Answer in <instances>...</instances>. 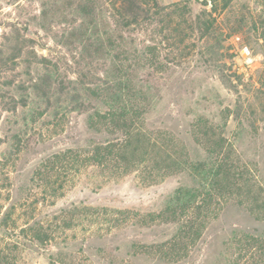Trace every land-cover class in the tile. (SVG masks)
Returning <instances> with one entry per match:
<instances>
[{"label": "rangeland", "instance_id": "374dc122", "mask_svg": "<svg viewBox=\"0 0 264 264\" xmlns=\"http://www.w3.org/2000/svg\"><path fill=\"white\" fill-rule=\"evenodd\" d=\"M159 1L176 14L137 29L113 0H0V264H264L248 236L264 233V0ZM114 104L137 132L102 163L124 134L99 117ZM221 140L240 188L195 244L162 248L178 224L159 212L190 181L176 162Z\"/></svg>", "mask_w": 264, "mask_h": 264}, {"label": "trees", "instance_id": "16d2710c", "mask_svg": "<svg viewBox=\"0 0 264 264\" xmlns=\"http://www.w3.org/2000/svg\"><path fill=\"white\" fill-rule=\"evenodd\" d=\"M219 0H209L212 10L217 11ZM231 0H225L226 9ZM114 16L117 23L125 28L135 27L137 29L157 25L165 19L176 14L178 3L163 5L159 0H113ZM191 10H189L190 12ZM196 18L192 19L190 28L193 32L198 30L201 38L207 36L215 26L216 19L212 13L203 9ZM182 25V24H180ZM118 100V99H117ZM129 112L125 107L112 105L108 111L99 114V117L107 118L115 123V129L124 132L122 139L109 140L98 144L92 158L98 162H105L114 157L118 160L125 159L126 152L130 146V140L137 132L135 123L129 122ZM224 141L217 142L215 147L204 159L176 162L177 172L189 177V182L182 183L173 189L165 202L166 206L159 214L170 216L169 222L178 224L176 233L170 240L163 241L159 246L174 244L181 245L196 243L202 236L198 220L202 212L209 216L213 211V202L216 198H225L233 194L235 189L241 186L242 173L237 170ZM183 164V165H182ZM204 226V225H203ZM36 236L39 237L38 233ZM251 236V248L264 249V233ZM185 241V242H184ZM188 241V242H187ZM149 249V246H146Z\"/></svg>", "mask_w": 264, "mask_h": 264}]
</instances>
